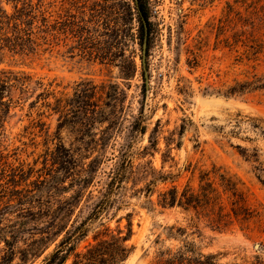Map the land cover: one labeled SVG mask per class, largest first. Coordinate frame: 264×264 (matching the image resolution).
<instances>
[{"label": "rangeland", "instance_id": "obj_1", "mask_svg": "<svg viewBox=\"0 0 264 264\" xmlns=\"http://www.w3.org/2000/svg\"><path fill=\"white\" fill-rule=\"evenodd\" d=\"M143 2L149 87L136 0H0V264L31 244L45 253L27 264H41L106 196L79 250L131 225L125 264L186 241L219 264H264V90L228 93L264 74V0ZM222 175L248 222L159 204L211 182L232 213Z\"/></svg>", "mask_w": 264, "mask_h": 264}, {"label": "trees", "instance_id": "obj_2", "mask_svg": "<svg viewBox=\"0 0 264 264\" xmlns=\"http://www.w3.org/2000/svg\"><path fill=\"white\" fill-rule=\"evenodd\" d=\"M18 1V0H14ZM137 10L140 16V22L144 34L148 31V47L151 35V20L147 5L143 0L136 1ZM3 15H0V24L3 23ZM147 23V26L145 22ZM262 46L259 45V50L255 53L261 52ZM8 82L0 79V103L4 105V98L8 90ZM255 90H264V74L258 76L255 74L251 80L244 82H236L229 90L230 96H242L248 92ZM143 132L146 131L142 128ZM223 180L222 186L225 187L226 192H230L236 200L233 202L234 207L232 213H224V207L221 202H218L219 197H214L218 189L214 187V183L207 182L206 185L201 186L199 190H195L190 186L180 189L178 186L165 190L160 194L159 204L164 209L181 208L186 211L194 210L198 214H203L205 210H209V217L218 228L227 229L231 227L234 218L239 222L246 223L252 218L253 212L246 205V197L239 189V183L235 180L226 179L224 175L221 176ZM226 179V180H225ZM117 181V180H116ZM115 183V180L112 184ZM111 204L109 196H106L96 205L93 212L74 229L67 231L64 238L59 242L58 246L47 255L41 264H125L130 257L132 247L129 246L128 241L132 236V227L130 225L129 231L124 234L123 230L112 231L106 229L103 236H97L95 242L89 244L84 250H79L78 243L81 242L89 233V225L94 220H97L100 215ZM75 225V224H74ZM182 234V233H181ZM8 256H11L9 264H13L16 255H21V262L15 264H27L30 257L35 260L45 253V249L41 250L35 244L29 245L27 248L21 249L18 252L14 247L9 246ZM18 253V254H17ZM154 264H219L215 255H204L199 251L194 242H185L184 246L177 251L167 249L161 251L157 256Z\"/></svg>", "mask_w": 264, "mask_h": 264}, {"label": "water", "instance_id": "obj_3", "mask_svg": "<svg viewBox=\"0 0 264 264\" xmlns=\"http://www.w3.org/2000/svg\"><path fill=\"white\" fill-rule=\"evenodd\" d=\"M137 3H138V0H136ZM146 26H147V23L146 21H144ZM147 51H148V31L146 32V35H145V42H144V47H143V63H144V67H145V75H146V83H147V87H149V75H148V68H147V63H146V57H147Z\"/></svg>", "mask_w": 264, "mask_h": 264}]
</instances>
